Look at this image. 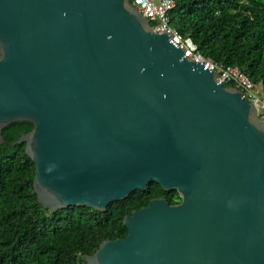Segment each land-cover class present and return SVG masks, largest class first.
Segmentation results:
<instances>
[{"label": "water", "instance_id": "water-1", "mask_svg": "<svg viewBox=\"0 0 264 264\" xmlns=\"http://www.w3.org/2000/svg\"><path fill=\"white\" fill-rule=\"evenodd\" d=\"M165 29L129 0H0V144L33 125L15 143L50 212L178 193L84 264H264V118Z\"/></svg>", "mask_w": 264, "mask_h": 264}, {"label": "trees", "instance_id": "trees-1", "mask_svg": "<svg viewBox=\"0 0 264 264\" xmlns=\"http://www.w3.org/2000/svg\"><path fill=\"white\" fill-rule=\"evenodd\" d=\"M170 25L189 38L205 58L237 66L264 93V0H174ZM228 86L237 87L234 83ZM33 125L14 122L0 144V264H84L101 242L125 238L122 221L132 211L178 193L152 182L145 191L110 203L104 213L87 207L50 212L37 201L35 165L25 144L15 143Z\"/></svg>", "mask_w": 264, "mask_h": 264}, {"label": "built area", "instance_id": "built-area-1", "mask_svg": "<svg viewBox=\"0 0 264 264\" xmlns=\"http://www.w3.org/2000/svg\"><path fill=\"white\" fill-rule=\"evenodd\" d=\"M142 15L149 20L150 26L155 33L164 30L172 40L178 43L185 51L189 59L200 62L215 71L218 81L234 83L243 95L253 101L259 118H264V93L254 92L255 84L237 66H225L203 57L197 50L196 45L189 38H183L177 30L170 25V11L175 6L174 0H129Z\"/></svg>", "mask_w": 264, "mask_h": 264}, {"label": "rangeland", "instance_id": "rangeland-1", "mask_svg": "<svg viewBox=\"0 0 264 264\" xmlns=\"http://www.w3.org/2000/svg\"><path fill=\"white\" fill-rule=\"evenodd\" d=\"M254 92H255L256 94H261V88H260V85H258V84L255 85Z\"/></svg>", "mask_w": 264, "mask_h": 264}, {"label": "flooded vegetation", "instance_id": "flooded-vegetation-1", "mask_svg": "<svg viewBox=\"0 0 264 264\" xmlns=\"http://www.w3.org/2000/svg\"><path fill=\"white\" fill-rule=\"evenodd\" d=\"M180 203V197H179V200H177V202L176 203H174V204H171V205H177V204H179Z\"/></svg>", "mask_w": 264, "mask_h": 264}]
</instances>
